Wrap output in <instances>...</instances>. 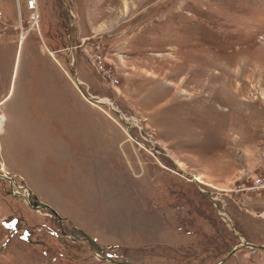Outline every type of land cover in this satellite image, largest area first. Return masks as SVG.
Here are the masks:
<instances>
[{
    "label": "rangeland",
    "instance_id": "374dc122",
    "mask_svg": "<svg viewBox=\"0 0 264 264\" xmlns=\"http://www.w3.org/2000/svg\"><path fill=\"white\" fill-rule=\"evenodd\" d=\"M241 239L264 244V0H0V264H264Z\"/></svg>",
    "mask_w": 264,
    "mask_h": 264
},
{
    "label": "water",
    "instance_id": "95a60500",
    "mask_svg": "<svg viewBox=\"0 0 264 264\" xmlns=\"http://www.w3.org/2000/svg\"><path fill=\"white\" fill-rule=\"evenodd\" d=\"M70 71H71V74H72L73 80L75 81L77 87H79V89H80V85H79V82H78L77 76H76L75 73H74V70L71 69ZM85 98H87V99H88L90 102H92V103L108 105L109 107H110V105H111V101H110V100H107V99H104V98H100V99H94V98H89V97H85ZM110 108H111V107H110ZM111 109H112L113 111H115V112L121 117L120 119H121V121H122L123 123H125L127 126H129V123H127V122L125 121V117L122 115V113H121L118 109H115V108H111ZM178 172H179L180 174H182V175H187V176L191 177L192 179H194V177H193L192 175L188 174V173H184V172H180V171H178ZM9 179H11V177H9ZM194 180H195V179H194ZM25 193L28 195V198H29V199H28L29 204H30L33 208H36V209H40V208H49L54 214L57 215V213H55V211H54L53 209H51L47 204H45V203L39 201V200L37 199V196H36V195H35V197H34V199H33V198L30 196V194H28V192L25 191ZM222 216H224V215H222ZM224 217H225V216H224ZM225 218H227V217H225ZM229 224L231 225L232 222L229 221ZM235 233H236V232H235ZM236 234L239 235L238 233H236ZM239 236L242 238L241 235H239ZM241 241H242L243 245L248 246V247H250V248L253 249V250H255V249L264 250V244H257V243L248 242V241H246L245 239H241ZM234 251H235V249H232V251H231V253L228 255V257H229L230 255H232ZM97 255H100V254L97 253ZM228 257L223 258L221 261L226 260ZM104 259H107V258H104ZM111 261L116 262V263H119V264H129V263H127V262L118 261V260H111ZM221 261H220V262H221ZM220 262H216V263H214V264H219Z\"/></svg>",
    "mask_w": 264,
    "mask_h": 264
},
{
    "label": "built area",
    "instance_id": "2783aa9c",
    "mask_svg": "<svg viewBox=\"0 0 264 264\" xmlns=\"http://www.w3.org/2000/svg\"><path fill=\"white\" fill-rule=\"evenodd\" d=\"M26 7L31 10V12L37 9V0H25Z\"/></svg>",
    "mask_w": 264,
    "mask_h": 264
},
{
    "label": "bare ground",
    "instance_id": "6f19581e",
    "mask_svg": "<svg viewBox=\"0 0 264 264\" xmlns=\"http://www.w3.org/2000/svg\"><path fill=\"white\" fill-rule=\"evenodd\" d=\"M110 107H111V108H115V107L112 105V103H111ZM194 179H195V178H194ZM195 181H197V180L195 179ZM27 191H28V194H30V196H33L29 189H27Z\"/></svg>",
    "mask_w": 264,
    "mask_h": 264
},
{
    "label": "crops",
    "instance_id": "0c3cea01",
    "mask_svg": "<svg viewBox=\"0 0 264 264\" xmlns=\"http://www.w3.org/2000/svg\"><path fill=\"white\" fill-rule=\"evenodd\" d=\"M3 124V123H2Z\"/></svg>",
    "mask_w": 264,
    "mask_h": 264
}]
</instances>
